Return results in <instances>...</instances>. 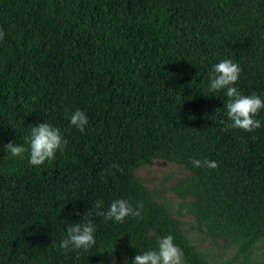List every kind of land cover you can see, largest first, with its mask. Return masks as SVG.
I'll return each instance as SVG.
<instances>
[{
    "label": "trees",
    "instance_id": "16d2710c",
    "mask_svg": "<svg viewBox=\"0 0 264 264\" xmlns=\"http://www.w3.org/2000/svg\"><path fill=\"white\" fill-rule=\"evenodd\" d=\"M0 30V264H117L119 253L132 264L169 234L184 264H209L134 176L154 159L188 170L170 190L192 231L240 240L221 264H264L249 262L264 239V109L254 132L225 131L226 90L208 92L213 65L230 59L234 87L264 100V0H0ZM76 110L84 133L65 119ZM45 121L68 141L54 159L33 167L4 150L28 147ZM116 199L142 205V219L94 215ZM89 210L96 244L65 254Z\"/></svg>",
    "mask_w": 264,
    "mask_h": 264
},
{
    "label": "clouds",
    "instance_id": "9594fccd",
    "mask_svg": "<svg viewBox=\"0 0 264 264\" xmlns=\"http://www.w3.org/2000/svg\"><path fill=\"white\" fill-rule=\"evenodd\" d=\"M5 33L0 30V40H3ZM240 66L230 59H224L213 65L212 70L208 74V92L214 94L221 90H226L227 97L224 105L226 109L227 123L224 124V130L228 129L241 130L246 133H252L261 127V121L256 119L260 110L264 109V100L256 93L251 95L242 94L236 87L240 74ZM69 120V128L75 127L81 133H84L85 126L88 123L86 113L76 110L65 116ZM28 147L9 142L4 150L13 158L23 157L24 153H28V162L30 166L39 167L46 161L54 159L58 150L65 148L68 141L62 136L60 129L53 127L50 123L44 122L38 126L31 127V133L26 141ZM195 168L207 167L208 169H216L218 162L209 161L207 159L191 160ZM111 168L123 171L119 165L113 163ZM108 175V171L101 173V176ZM103 201H97L94 215L103 217L105 221H114L116 223H124L126 218L133 217L142 219L143 206L138 205L134 208L129 201L124 199L113 200L107 211H101ZM93 216V212L89 210L80 220L84 222L72 223L66 230V235L59 244V248L65 254L70 251L79 252L81 250L88 251L95 244L94 233L95 225L89 219ZM173 236L167 235L157 241V248L147 250L134 257L132 264H184V253L182 249L173 243ZM115 264V261H113ZM127 264V261H125Z\"/></svg>",
    "mask_w": 264,
    "mask_h": 264
},
{
    "label": "rangeland",
    "instance_id": "374dc122",
    "mask_svg": "<svg viewBox=\"0 0 264 264\" xmlns=\"http://www.w3.org/2000/svg\"><path fill=\"white\" fill-rule=\"evenodd\" d=\"M133 174L150 197L163 205L179 222V229L184 238L209 264H221L235 254L241 243L240 240L218 239L212 241L189 228L192 217L180 209V204L184 201L177 198L170 190L175 183L189 174L187 169L175 163L154 159L134 169ZM186 201H190V199ZM125 261H127L125 255L119 253L117 264H125ZM241 261L243 260L239 257L234 261V264ZM262 261H264V239L259 240L251 247L249 255V262Z\"/></svg>",
    "mask_w": 264,
    "mask_h": 264
}]
</instances>
